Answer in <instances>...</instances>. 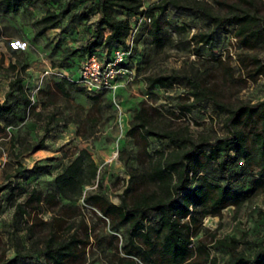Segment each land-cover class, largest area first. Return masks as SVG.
Here are the masks:
<instances>
[{
	"label": "rangeland",
	"instance_id": "rangeland-1",
	"mask_svg": "<svg viewBox=\"0 0 264 264\" xmlns=\"http://www.w3.org/2000/svg\"><path fill=\"white\" fill-rule=\"evenodd\" d=\"M159 1L141 0L140 8L149 10ZM203 1L215 13L226 14L227 4L236 0ZM96 2L39 0L34 4L25 2L16 12L0 3V99H4L9 81L16 76L23 78L22 85L30 99L28 105L16 99L13 110L0 120V184L5 185L0 191V264H8L12 258H16L14 264H52L40 251L54 214H63L66 219L61 223L60 235L76 229L81 232L85 223L89 227L91 237L85 255L74 264H115L113 235H117L119 247L125 241V225L111 229L108 220L103 222L97 216L100 213L95 214L81 199L71 202L58 194V205L30 210L18 228L13 222V212L16 203L23 201L31 189L42 193L54 190L59 166L81 148L91 153L98 166L97 180L84 191H100L109 200L119 202L130 174L142 172L149 161L144 154L139 155L137 139L127 134L133 114L140 108L148 110L150 125L158 132L171 130L178 137L186 136L194 141L212 139L225 132L224 113L210 99L185 110L183 106L192 100L193 88L188 83L183 80L168 88L148 85V75L176 70L198 77L218 100L233 105L264 98V77L245 81L241 76L237 59L241 49L232 26L217 28L199 15L171 5L165 6L160 14L161 44L153 40L146 16L119 8L113 10L114 16L128 20L131 25L125 45L128 52L125 72L114 91L94 92L72 85L69 99L57 94L53 82L64 79V74L70 71L66 67L69 60L75 66L86 54L83 46L101 16ZM255 3L259 14L264 16V0H255ZM64 8L69 11L55 27L42 30L36 23L45 11ZM200 31L211 34L212 39L195 44L191 35ZM118 47L114 45L108 56ZM96 51L101 54L103 49ZM253 52L262 57L264 47ZM220 57L222 61L218 60ZM97 94L99 100L94 105L93 96ZM45 126L50 128L44 138L45 147L34 150ZM148 140L149 153L155 149L171 151L189 144L187 140L173 142L155 135H149ZM201 172L212 181L221 180L214 162L207 163ZM256 177L254 164L233 167L231 183L237 190L250 189V194L240 202L226 204L217 214L201 218L192 237L196 252L189 263L182 264L208 263L198 245L209 250L218 261L227 260V252L210 248L215 238H239L237 250L243 253L257 249V242L264 238V183L253 186L252 180ZM60 205H72V208L61 209ZM148 216L156 229L158 215L151 212ZM26 226H32V230ZM152 233L157 244L158 231ZM118 252L122 254L120 248Z\"/></svg>",
	"mask_w": 264,
	"mask_h": 264
},
{
	"label": "trees",
	"instance_id": "trees-1",
	"mask_svg": "<svg viewBox=\"0 0 264 264\" xmlns=\"http://www.w3.org/2000/svg\"><path fill=\"white\" fill-rule=\"evenodd\" d=\"M37 1L39 0H0V3L7 10L16 12L25 2L34 4ZM141 5V0H97L96 8L101 16L93 26L91 37L83 46L85 56L96 53V49L103 47L107 48L108 53L114 45H126L131 25L128 20L114 16L113 10L116 8L126 13L146 16L150 21L153 40L161 44L160 14L165 6L171 5L197 14L217 28L232 26L236 43L241 49L237 59L243 80L264 77V56L260 57L253 52L264 47V16L259 14L255 0H236L227 4L229 10L226 14L215 13L203 0H160L146 11L140 8ZM154 10L157 12L154 13ZM68 11L67 8L59 11L47 10L36 23L42 30L55 27ZM211 39L212 35L203 31L191 35L195 44L208 43ZM80 60L75 66H72L69 60L67 70L73 73ZM218 60L222 61L221 57ZM228 69L230 73V68ZM146 79L148 85L158 84L164 88L184 80L193 90L192 100L184 105L183 109H190L200 101L210 99L218 110L224 113L222 126L225 132L212 139L202 138L199 141L190 140L186 136L178 137L177 132L171 130L158 132L152 129L149 112L142 107L133 114L127 134L137 139L140 145L139 155L144 154L149 161L142 172L130 174L119 202L109 200L100 191H84L86 186L93 185L97 180L98 166L91 153L86 148H81L74 157L59 166L54 177V190L42 193L33 188L23 201L16 203L13 222L17 228L30 210L58 205V194H61L71 202L81 199L93 208L95 214L96 211L100 213V216H97L103 222L108 220L113 230L119 225H125V241L119 247L118 237L113 235L115 264L189 263V259L196 252L195 248H192V237L198 230L201 218L207 214L219 213L226 204L240 202L251 192L250 189L237 190L233 186L230 181L233 167H252L254 164L257 177L252 180L253 186L264 183V98L255 102L228 104L211 94L198 77L188 76L176 70L148 75ZM22 80V77L16 76L9 81L5 97L0 99V120L13 110L16 99L26 105L30 103ZM72 85L77 86L66 78L53 82L56 93L66 99L70 97ZM13 91H16V94H13ZM93 98L95 105L99 95ZM49 129V126L44 127V133L33 147L34 150L45 147L44 138ZM149 135L167 137L173 142L187 140L189 144L171 151L155 149L153 153H149L146 150ZM210 162L216 164L221 176L220 181H212L201 172ZM4 188L5 185L0 184V191ZM60 208L69 209L72 205H60ZM151 212L158 215L156 229L149 221L148 214ZM65 220L63 214H54L48 222L50 229L40 253L52 264L80 262L85 255L86 245L90 242L91 233L86 223L81 232L76 229L69 234H58L59 229H62L61 223ZM26 228L32 230V226ZM153 230L158 231L157 244L153 240ZM239 241L236 237L213 240L211 249H221L229 254V258L222 262L211 256L209 250L203 249L201 245L197 247L205 255L207 264H264V238L257 242V249L249 254L237 250ZM118 248L122 254H119ZM15 261L16 258H12L8 264H14Z\"/></svg>",
	"mask_w": 264,
	"mask_h": 264
},
{
	"label": "built area",
	"instance_id": "built-area-1",
	"mask_svg": "<svg viewBox=\"0 0 264 264\" xmlns=\"http://www.w3.org/2000/svg\"><path fill=\"white\" fill-rule=\"evenodd\" d=\"M102 49L101 54L93 53L82 58L75 71L67 72L64 78L94 92L114 91L125 72L128 52L125 46H119L108 56L107 48Z\"/></svg>",
	"mask_w": 264,
	"mask_h": 264
}]
</instances>
